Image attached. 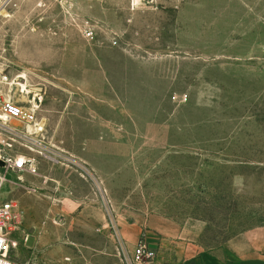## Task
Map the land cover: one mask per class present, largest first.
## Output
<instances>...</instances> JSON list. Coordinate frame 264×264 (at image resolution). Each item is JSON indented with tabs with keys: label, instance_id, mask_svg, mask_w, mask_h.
Instances as JSON below:
<instances>
[{
	"label": "rangeland",
	"instance_id": "rangeland-1",
	"mask_svg": "<svg viewBox=\"0 0 264 264\" xmlns=\"http://www.w3.org/2000/svg\"><path fill=\"white\" fill-rule=\"evenodd\" d=\"M0 64L41 98L60 156L32 152L36 191L15 173L2 186L22 216L10 258L84 264L107 239L124 264L111 218L151 214L203 222L211 264L245 235L264 250V0H20L0 19Z\"/></svg>",
	"mask_w": 264,
	"mask_h": 264
},
{
	"label": "built area",
	"instance_id": "built-area-1",
	"mask_svg": "<svg viewBox=\"0 0 264 264\" xmlns=\"http://www.w3.org/2000/svg\"><path fill=\"white\" fill-rule=\"evenodd\" d=\"M155 0H131L132 4L151 3ZM20 0H0V19L8 18L17 10ZM84 33L92 36L93 29L85 25ZM18 75L13 77L8 69L0 64V139L8 137L10 140L20 141V150L13 155H6L0 147V193L3 184L7 183L8 174H17L18 181L12 183L36 191L33 183L26 182L25 175L40 177V162L32 155L38 152L54 163L60 156L54 152L49 154L45 140L46 124L40 115L41 98L31 90H23V79ZM25 85V84H24ZM29 91V92H28ZM6 146L11 149L12 142ZM34 185V184H33ZM22 216L18 211L15 200H0V264H25L23 261L12 259L8 256L12 248L18 246L19 241L14 236L20 229ZM110 229L119 239L121 257L126 264H151L156 258V252L151 248L146 234L142 233L135 246L133 254L127 252L122 241L119 226L113 218L110 220ZM32 232L24 236L27 242Z\"/></svg>",
	"mask_w": 264,
	"mask_h": 264
},
{
	"label": "crops",
	"instance_id": "crops-1",
	"mask_svg": "<svg viewBox=\"0 0 264 264\" xmlns=\"http://www.w3.org/2000/svg\"><path fill=\"white\" fill-rule=\"evenodd\" d=\"M98 208L96 218L88 223V227L103 237L108 232V222L106 215ZM118 225L122 241L130 254H133L141 234H146L151 248L156 252L151 264H211L202 243L205 226L201 221L190 220L180 224L169 217L151 214L144 220L118 222ZM249 239L245 235L229 240L222 248L218 264H264V250L259 251ZM104 244L105 250L102 249ZM114 245L111 240L99 241L96 249L100 253L84 264H117ZM122 260L126 264L125 259Z\"/></svg>",
	"mask_w": 264,
	"mask_h": 264
},
{
	"label": "bare ground",
	"instance_id": "bare-ground-1",
	"mask_svg": "<svg viewBox=\"0 0 264 264\" xmlns=\"http://www.w3.org/2000/svg\"><path fill=\"white\" fill-rule=\"evenodd\" d=\"M21 78H24V77H22V76H20ZM23 90L25 91V90H27V86L26 85H24L23 84ZM29 92V91H28Z\"/></svg>",
	"mask_w": 264,
	"mask_h": 264
},
{
	"label": "water",
	"instance_id": "water-1",
	"mask_svg": "<svg viewBox=\"0 0 264 264\" xmlns=\"http://www.w3.org/2000/svg\"><path fill=\"white\" fill-rule=\"evenodd\" d=\"M0 163L2 164V161H0Z\"/></svg>",
	"mask_w": 264,
	"mask_h": 264
}]
</instances>
